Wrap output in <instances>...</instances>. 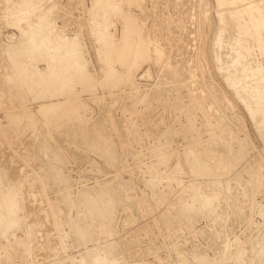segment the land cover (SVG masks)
<instances>
[{
  "label": "rangeland",
  "instance_id": "obj_1",
  "mask_svg": "<svg viewBox=\"0 0 264 264\" xmlns=\"http://www.w3.org/2000/svg\"><path fill=\"white\" fill-rule=\"evenodd\" d=\"M219 2L0 0V264H264V0Z\"/></svg>",
  "mask_w": 264,
  "mask_h": 264
},
{
  "label": "bare ground",
  "instance_id": "obj_2",
  "mask_svg": "<svg viewBox=\"0 0 264 264\" xmlns=\"http://www.w3.org/2000/svg\"><path fill=\"white\" fill-rule=\"evenodd\" d=\"M227 2H229V0H220V4H226ZM256 2V1H255ZM254 2V3H255ZM239 3V2H238ZM250 5H251V3H249ZM256 4V3H255ZM246 5V4H245ZM250 5H247V7L245 8V11L246 10H249L250 9V11L252 12L253 11V9H254V7H252V6H250ZM252 5H253V3H252ZM228 6V5H227ZM242 7V6H241ZM259 7V6H258ZM232 8V7H231ZM240 8V7H239ZM230 9V8H229ZM227 10L228 11V13L232 16V15H234L235 14V11H232L231 9L230 10ZM233 9V8H232ZM252 9V10H251ZM257 8H255V10H256ZM233 10H235V9H233ZM237 10V9H236ZM260 10H261V8H260ZM239 11V10H238ZM250 11H249V13H250ZM257 11H259V10H257ZM218 12H220V11H218ZM223 12V11H222ZM240 12V11H239ZM245 13H247V12H245ZM238 14V13H237ZM260 14V13H259ZM262 14H263V12H262ZM252 15H253V13H252ZM255 15H258L257 13H255ZM254 16V15H253ZM261 17V16H260ZM224 19V18H223ZM230 19V18H229ZM264 19V18H263ZM227 20V19H226ZM226 20L224 21V22H226ZM248 20H249V18H248ZM261 20H262V18H261ZM227 21H229V20H227ZM237 21V20H236ZM230 22H232V20L230 19ZM239 23V22H238ZM251 23H252V21H251ZM226 24V23H225ZM228 24V23H227ZM245 24H246V22H245ZM258 24V23H257ZM230 25V24H229ZM236 26V25H235ZM234 26V27H235ZM253 26H255V24H253ZM246 27V26H245ZM248 27H249V25H248ZM252 27V26H251ZM243 28V27H242ZM239 29V28H238ZM223 31V30H222ZM241 31V30H240ZM244 30H242V32H243ZM248 31V30H247ZM261 31V30H260ZM264 31V30H263ZM249 32V31H248ZM256 32H257V30H256ZM233 33V32H232ZM251 33H252V31H251ZM261 33V32H260ZM241 34V33H240ZM247 34V33H246ZM254 34V33H253ZM262 34V33H261ZM264 35V34H263ZM235 36L236 35H234V39H235ZM245 36V35H244ZM257 35H255V37H256ZM254 37V36H253ZM254 37V38H255ZM237 38H239V37H237ZM256 38H259V37H256ZM221 40H223V39H221ZM255 40V39H254ZM257 40H259V39H257ZM261 40V39H260ZM236 41H238V39L236 40ZM244 41V40H243ZM253 41V40H252ZM219 42V41H218ZM227 42V41H226ZM240 42V41H239ZM242 42V41H241ZM251 42V41H250ZM263 42V41H262ZM251 44V43H250ZM239 45V44H238ZM243 45V43L241 44V46ZM259 45V44H258ZM248 46V45H247ZM261 46H262V44H261ZM245 48H247L246 46H244ZM222 48V47H221ZM237 49V48H236ZM240 49V48H239ZM263 49V48H262ZM261 49V50H262ZM229 50V49H228ZM248 50H249V47H248ZM243 51V49H241V51L240 52H242ZM249 52V51H248ZM221 53V52H220ZM226 53V52H225ZM250 53V52H249ZM251 54V53H250ZM249 54V55H250ZM234 55V54H233ZM244 57H245V54H244ZM246 57H247V55H246ZM250 57V56H249ZM220 58V57H219ZM227 58V57H226ZM234 59V58H233ZM244 59H246V58H244ZM235 60V59H234ZM242 61V60H241ZM228 63V62H227ZM240 65V64H239ZM227 66V65H226ZM231 66V65H230ZM241 66V65H240ZM246 66H248V64L246 65ZM237 67V66H236ZM241 67H243V65L241 66ZM241 67H239V68H241ZM231 68H233V67H231ZM245 68V67H244ZM248 68V67H247ZM238 69V68H237ZM255 69H257V68H255ZM228 70H229V68H228ZM235 70V69H234ZM245 71L246 70H248V69H244ZM258 70V69H257ZM236 71V70H235ZM109 72H111V70L109 71ZM239 72H241V70L239 71ZM252 72H254V70L252 71ZM113 74V72H111V75ZM235 74V73H234ZM109 75V74H108ZM110 75V76H111ZM228 78H230L229 76H228ZM32 81H34L33 79H31ZM23 83H25L24 81H22V84ZM25 84H28V80H27V83H25ZM33 84H34V82L32 83V85H30L31 87H32V90H35V86H33ZM22 86H24V85H22ZM257 86V85H256ZM26 87V86H25ZM24 87V88H25ZM35 87V88H34ZM34 88V89H33ZM252 88H253V86H252ZM258 89H260V88H258ZM244 90V89H243ZM253 90V89H252ZM255 90H256V88H255ZM260 91H261V89H260ZM248 93V92H247ZM263 93V92H262ZM239 95H240V93H239ZM243 95H245V94H243ZM250 95V94H249ZM258 96V95H257ZM242 97V96H241ZM254 97V96H253ZM244 98V97H243ZM251 98V97H250ZM264 98V97H263ZM247 99H249V97H247ZM244 100H245V98H244ZM255 100V99H254ZM72 106V104H68V105H64V106H60V105H58V106H54V107H49V106H47V107H42L41 109H39V111L41 112V116H42V113H45L44 114V117H45V115H46V120L47 119H50L49 118V116H47V114L48 113H54V110L55 111H59V113H64V114H66L67 112H69V106ZM39 112V113H40ZM48 117V118H47ZM259 118H260V121H261V119H262V117H260V116H258ZM52 119V118H51ZM50 119V120H51ZM258 119V118H257ZM16 120V119H15ZM259 120V119H258ZM263 120H264V118H263ZM17 121V120H16ZM15 121V122H16ZM13 122V121H12ZM62 122H64V121H62ZM17 123L19 124L20 122H18L17 121ZM16 123V124H17ZM80 123V122H79ZM78 123V124H79ZM262 123V122H261ZM77 124V123H76ZM77 124V125H78ZM67 126H69V124L67 125ZM24 127V126H23ZM73 128V127H72ZM79 128V127H78ZM22 129V128H21ZM76 129H74V131H75ZM73 131V130H72ZM81 131V130H80ZM79 133V132H78ZM85 134V133H84ZM83 134V135H84ZM97 137V136H96ZM37 138V137H36ZM36 141V140H35ZM41 141V140H40ZM90 141V140H89ZM39 143V142H38ZM42 143V142H41ZM48 143V142H47ZM99 144V143H98ZM46 146V145H45ZM44 146V147H45ZM96 147V146H95ZM41 148V147H40ZM97 148V147H96ZM49 150V149H48ZM97 150H98V148H97ZM38 152V151H37ZM51 152V151H50ZM54 152V151H53ZM45 153H46V151H45ZM48 153V152H47ZM106 154V153H105ZM110 154V153H109ZM112 154V153H111ZM110 154V156H112ZM114 156V155H113ZM110 159V158H109ZM84 200H86V201H91V198H84ZM74 232H75V234L77 235V237H78V239L79 240H91V239H93V229L92 228H89V229H83V228H81V227H79V226H75V229H74ZM104 232V231H103ZM74 234V233H73ZM77 241V240H76Z\"/></svg>",
  "mask_w": 264,
  "mask_h": 264
}]
</instances>
